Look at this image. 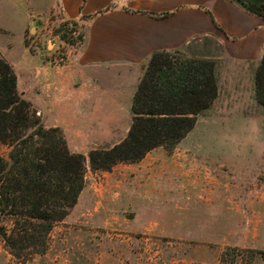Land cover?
Wrapping results in <instances>:
<instances>
[{
	"label": "rangeland",
	"instance_id": "rangeland-1",
	"mask_svg": "<svg viewBox=\"0 0 264 264\" xmlns=\"http://www.w3.org/2000/svg\"><path fill=\"white\" fill-rule=\"evenodd\" d=\"M52 1L42 0L45 4ZM22 6L27 13L28 0H0V57L8 58L9 64L22 56ZM54 12L38 13L23 35L27 50L39 52L40 62H48L49 67L78 55L83 43L80 36L84 37L87 27L84 19L70 22L60 9ZM185 52L213 56L218 63L219 98L197 117L193 129L176 145L179 149L174 155L195 152L194 161L203 170L185 180L187 186H181L184 193L181 192L188 199L197 190L196 199L211 208L198 206L195 212L172 210L180 219L175 228L171 217L159 218L155 212L148 217V204L141 202V190L166 185L178 189L176 185H181L185 177L167 172L163 166H148L147 172H142V166L120 162L110 170L91 169V149L108 146L109 141L120 140L122 132L127 134L123 130L131 122V103L117 108V123L98 121V115L82 113L76 121L65 120L64 127H59L69 150L86 157V184L79 200L53 226L43 252L19 243L15 250L20 255L12 254L5 238L13 232V221L1 218L0 264H264V152L258 153L264 150V112L254 105V95L250 93L251 68L246 66L239 72L244 88L242 107L225 95L222 83L227 58L218 44L210 39L193 42ZM27 83L28 75H21L20 86L27 88ZM8 150L6 144H0V156L6 158ZM143 177L150 186H141ZM227 182L225 192L220 184ZM204 190L212 194L209 200L198 196Z\"/></svg>",
	"mask_w": 264,
	"mask_h": 264
},
{
	"label": "crops",
	"instance_id": "crops-1",
	"mask_svg": "<svg viewBox=\"0 0 264 264\" xmlns=\"http://www.w3.org/2000/svg\"><path fill=\"white\" fill-rule=\"evenodd\" d=\"M28 4L27 13L22 6L23 19L19 31L22 56L10 65L16 74L18 91L24 98L27 97L48 127H64L62 123L65 120L76 121L82 113L98 115V121L117 123V108L128 101L131 103L143 67L153 51L186 49L191 43L206 39L218 44L224 58H227L224 59L226 74L222 83L226 87L227 99H234L235 104L244 106V88L239 82V72L246 66L251 68L250 93L254 95L255 69L264 50V18L247 12L231 0H53L50 4L42 0H28ZM57 9L68 20H78L80 15L93 17L84 19L87 27L78 55L49 67L48 62H40L39 52L31 53L27 50L23 35L27 24L34 21L38 13L44 11L51 14ZM150 12L169 14L156 18L149 15ZM7 47L12 45L7 44ZM28 52L29 56L26 54ZM5 60L9 61L8 58ZM21 75H28L27 88L20 86ZM217 87V97L202 114L219 98L218 80ZM253 102L260 108L255 97ZM241 115L239 117L243 118ZM128 128L129 125L125 126L123 131L127 132ZM124 135L123 132L120 134V140ZM120 140L109 141L108 146L103 147L113 146ZM176 145L171 150L162 146L155 147L135 162H120L125 166H142V172L148 166H163L167 172L185 177L181 185H176L178 189L166 185L153 190H141L144 196L141 202L148 204L147 216H153L155 212L159 218L171 217L173 228L179 226L177 222L180 219L172 210L195 212L198 206L211 208L206 202L196 199L197 190L188 199L182 195L184 187L181 186H187L185 180H191L197 170L203 169L194 161V151L175 157L179 149ZM142 180L141 186H150L146 177ZM220 186H224L225 192H228V182ZM198 196L209 200L212 194L204 190ZM145 198L148 200L144 201ZM155 202L156 207L153 206ZM171 205L173 207L170 212L164 213Z\"/></svg>",
	"mask_w": 264,
	"mask_h": 264
},
{
	"label": "trees",
	"instance_id": "trees-1",
	"mask_svg": "<svg viewBox=\"0 0 264 264\" xmlns=\"http://www.w3.org/2000/svg\"><path fill=\"white\" fill-rule=\"evenodd\" d=\"M231 1L264 18V0ZM148 14L162 18L169 13ZM92 17L80 15L78 20ZM217 93L214 58L191 55L185 47L153 51L132 97L127 134L113 146L91 149L90 168L110 170L119 162H135L158 146L171 150ZM254 97L264 112V50L255 69ZM0 144L9 147L7 157L0 156V219L13 221L5 244L15 256L20 255L15 250L19 243L43 252L53 226L66 217L85 187L86 157L69 150L59 127L43 124L18 91L14 69L1 57Z\"/></svg>",
	"mask_w": 264,
	"mask_h": 264
},
{
	"label": "water",
	"instance_id": "water-1",
	"mask_svg": "<svg viewBox=\"0 0 264 264\" xmlns=\"http://www.w3.org/2000/svg\"><path fill=\"white\" fill-rule=\"evenodd\" d=\"M0 232H2V229H0Z\"/></svg>",
	"mask_w": 264,
	"mask_h": 264
}]
</instances>
